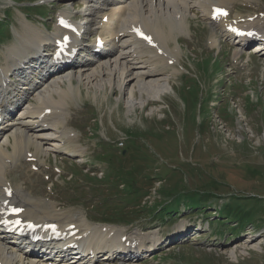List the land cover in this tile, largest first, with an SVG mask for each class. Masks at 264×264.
<instances>
[{
	"label": "rangeland",
	"instance_id": "374dc122",
	"mask_svg": "<svg viewBox=\"0 0 264 264\" xmlns=\"http://www.w3.org/2000/svg\"><path fill=\"white\" fill-rule=\"evenodd\" d=\"M17 1L22 2L17 5L19 8H16L13 1L0 0V65L5 62V49L14 44L17 34L25 27L23 23L40 28L51 35L59 13H63L62 10L68 9L72 12L70 15L76 17L79 14L78 0H48L44 7L39 8H28L29 1L33 0ZM252 6L250 8L241 2L236 6V12L246 14L248 10H264V0H256ZM21 11L27 16L22 15ZM37 13L43 17H39ZM207 21L198 9H194L189 16V31L184 33L186 35H178L179 46L182 47L177 57L178 62L173 63L174 67L171 69H167L176 70L169 78L172 91L163 95L162 99L147 100L143 107L137 104L132 112L127 113L124 103L126 95L120 94L115 87L110 89L106 85L104 91L98 90L94 96L95 87L84 83L79 85L81 96L77 95L75 100H68L70 115L67 121L71 129L78 133L80 142L87 151L83 153V161L78 162L75 160L77 157L71 158L65 153L52 150L41 155L44 164L38 165L39 169H34L31 163L20 160L15 169L7 171L12 188L23 186L25 192L29 193L28 196L37 204L41 197L46 200L50 195L44 192L48 183L42 179L47 174L58 182L55 192L58 194L56 200L60 207L88 216L87 208L80 205L82 201H78L77 191L72 190H76L79 183L78 195L83 196L81 188L84 186V179L94 184L97 182L92 176L94 170L79 166L87 161L88 157L101 163L105 178L113 176L122 168L132 171L146 169L147 175L152 176V181L144 188L149 194H144L142 199L150 206L164 201H168L167 204L173 201L171 205L174 207L179 203L207 206L205 210L177 213L174 215L177 217L172 219L165 217V222L156 220L159 223L150 228L170 236L178 229L182 230L177 228V225L187 216L198 215L201 223L208 226L205 232L197 233L195 229L188 231L181 238L182 242L175 240L174 244L160 251V256L169 254L181 260L182 264H192L195 259L201 260L203 264H264V86L255 85L252 89L243 86L250 76L257 75V83L261 80L258 71L263 58L252 54L251 47L239 50L242 52L239 55L241 58L238 55L235 57L237 46L229 41L232 37L221 33L217 35L219 47L212 46L209 37L213 26ZM42 23L46 25V29ZM223 36H227L226 39ZM168 43L171 47L176 45L173 39ZM45 48L43 47V51ZM47 48L49 50V46ZM262 54L260 55L264 57V53ZM90 55L86 58H90ZM214 58L217 59L216 63L211 62ZM243 59L248 61L249 68L239 67ZM33 62L35 64L38 59L29 61L26 66L32 65ZM209 62L211 65H208ZM34 64L31 67V78L34 75ZM28 70L19 73L17 77L22 78ZM59 71L61 70L51 72L53 78L62 75ZM218 80H224V85L219 82L218 86ZM255 80L256 78H252L250 83ZM73 83L77 84L75 80ZM200 90L201 92H198ZM251 93L258 96L257 101ZM135 98L140 99L138 92H135ZM250 98L254 99V103H250ZM19 107L10 114L12 117L18 116L14 111H18ZM63 129L64 126L61 130ZM95 131L111 145L105 146L101 141H97L99 138H95ZM121 139H124V146L127 144V152L134 160L130 158L132 160L126 162L117 156V150L113 146L115 142L122 141ZM49 142L51 139L45 144ZM94 145L101 152L93 155ZM9 149L11 151V146ZM70 150L72 149L66 151ZM75 151L76 149L74 153L80 155ZM55 165L61 169L59 174L54 171ZM86 171L91 172L89 177L85 174ZM72 172L77 174V177L70 176ZM96 174L100 175L101 172ZM111 188L112 186H105L97 193L107 196L105 193ZM158 189L161 191L160 195L155 193ZM121 203L127 208L131 207L126 201ZM223 203L229 205L231 215L242 216L238 218L240 222L237 225L231 220L211 217L214 209L226 207ZM51 207L52 205L48 204V208L52 209ZM182 208L183 206H180V209ZM94 220L100 221L98 218ZM242 223L244 227L241 226ZM233 226L242 229L234 233L235 230H231ZM92 231H88V236ZM110 231L114 233L117 242L113 244L111 239L108 240V247H119L118 238H122L123 233H119L114 227H109L107 233ZM248 231L252 233L251 237L245 234ZM223 240V251L219 252L210 246ZM110 250L112 251L111 248ZM132 260L134 263L131 264H136L137 260L140 264H167L160 259L155 263L149 262L143 257ZM113 264L121 263L114 261Z\"/></svg>",
	"mask_w": 264,
	"mask_h": 264
},
{
	"label": "bare ground",
	"instance_id": "6f19581e",
	"mask_svg": "<svg viewBox=\"0 0 264 264\" xmlns=\"http://www.w3.org/2000/svg\"><path fill=\"white\" fill-rule=\"evenodd\" d=\"M70 1L67 0V2ZM78 1L91 6L87 10L88 15L86 17L93 20V26H96L95 28L98 30L97 34L104 41V49H101L100 53H93V58H91L92 54L90 53L93 44L85 46L89 52L88 55L91 54L90 58H80L70 65L54 64V60L48 57L47 47H50L51 42L68 31L67 28L71 25L69 21H64L67 19L64 16L70 14L68 10L61 13L60 24L66 22L69 27L64 28V25L57 24L52 34L49 35L40 28L27 26L23 23L22 25L25 27L21 33L18 32L15 43L5 49V62L0 65V92H2L0 98L3 95L0 101V113L3 116L11 114L13 111L10 109L20 107L17 111L18 116H11L12 118L6 119L0 125V175L6 172L4 164L8 162L14 167L16 165L14 161L19 159L28 146H33L36 153L45 154L49 153V150L55 152L60 149L68 150V146L65 144L73 141V139L66 132L68 129L65 131V129L58 130V128L64 126L66 121L65 106H67L68 100H75L77 95L81 96L79 85L82 83L95 87L94 96L98 90L104 91L106 85L110 89L115 87L120 91V94L126 95L124 103L127 113L132 112L137 104L143 107L147 100L162 99L163 95L172 91L169 78L175 70H166L169 67L168 61H177L181 49L177 37L179 34L189 31L187 23H189V16L194 12V9H198L202 16L212 24L213 29L209 37L210 44L218 46V34L233 37L232 30L234 28L243 30L245 28L235 22L242 16L235 14L233 20H228L226 17L214 19V9L216 7L228 9L236 1L251 2L253 0ZM103 15L107 16L105 22L101 21ZM262 18L264 19V16ZM137 23L151 34L154 43L145 41L136 35L133 31V25ZM250 24L261 26L264 30V23L258 25L257 21H253ZM262 36H264V32ZM172 39L176 45L170 47L168 42ZM250 39L252 40L249 38L247 42ZM233 41L234 46H237L236 49L241 51L243 46H240L238 41ZM257 43L259 42L257 41ZM43 47H46L44 51ZM239 50L234 51V56L240 53ZM259 54L263 55L262 53ZM33 59H38V62L32 63L35 69L31 78V62L29 66L26 65ZM24 66L26 67L22 69ZM46 68H48V72ZM26 70L28 72L22 78L17 77L19 73L26 72ZM55 70H61L59 73L62 75L53 78L51 72H55ZM10 75L15 76L20 81L23 79L20 86L18 85L19 82L17 84L9 78ZM74 80L77 82L76 85L73 83ZM11 84L13 88L10 86ZM62 85L66 86L63 87ZM8 89V93L4 94ZM135 92L139 93L140 99L138 100L140 101L135 98ZM41 114L44 115L40 120L38 117ZM63 137L64 140H62ZM50 139L51 142L45 144ZM9 144L12 148L11 152L8 147ZM70 151L74 152L73 149ZM76 151L81 154L80 150L76 149ZM20 204L24 207L23 212L27 216L38 220L44 218L42 212L32 213L30 210L32 205L29 203L20 201ZM41 208L44 213L58 216V213L55 210L52 211V207L49 209L48 205L41 206ZM80 223L82 226L88 225L83 217H81ZM94 231H101L109 237L114 234L111 231L107 233L108 230L102 231L101 228L94 229L91 234ZM116 231L121 233L120 230L116 229ZM1 235L3 234H0L1 254L4 255L5 250H9L13 252V258L20 259L22 255L20 247L12 239ZM98 240H103L105 247H108L109 239L98 234L97 242ZM111 242L115 244L114 242L117 241L112 238ZM33 246L34 249L31 250L32 254L29 257L30 263L36 264L39 261L37 254L40 251L35 250L37 245ZM109 253L110 255L113 254L110 249ZM120 263L127 264L129 262L126 260Z\"/></svg>",
	"mask_w": 264,
	"mask_h": 264
},
{
	"label": "trees",
	"instance_id": "16d2710c",
	"mask_svg": "<svg viewBox=\"0 0 264 264\" xmlns=\"http://www.w3.org/2000/svg\"><path fill=\"white\" fill-rule=\"evenodd\" d=\"M133 173H135V172H133ZM161 192V191H160ZM160 192H159V189L155 192L157 195H160ZM187 208H195L193 205H189V206H187ZM225 208H227V211H225ZM225 208H223L222 209V214H228V213H230L231 211H230V207L229 206H227L226 205V207ZM176 210H177V208L176 209H174V210H172L173 212H176ZM235 215H231V217L233 218V219H235V220H237V218H242V216L241 215H239L238 217H234Z\"/></svg>",
	"mask_w": 264,
	"mask_h": 264
}]
</instances>
